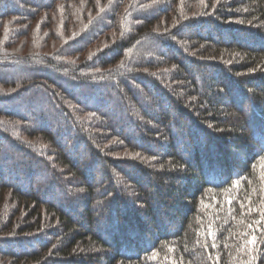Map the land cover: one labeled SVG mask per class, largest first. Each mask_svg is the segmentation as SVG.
<instances>
[{"label":"trees","instance_id":"trees-1","mask_svg":"<svg viewBox=\"0 0 264 264\" xmlns=\"http://www.w3.org/2000/svg\"><path fill=\"white\" fill-rule=\"evenodd\" d=\"M0 264H264V0H0Z\"/></svg>","mask_w":264,"mask_h":264},{"label":"rangeland","instance_id":"rangeland-1","mask_svg":"<svg viewBox=\"0 0 264 264\" xmlns=\"http://www.w3.org/2000/svg\"><path fill=\"white\" fill-rule=\"evenodd\" d=\"M50 114H51V113H50ZM53 114H54V113H53ZM53 114H52V116H49V115H48V117H47V122H50L51 124L53 123V125H57V124H56V121H54L53 118H56V120H57L58 118L56 117V115H53ZM58 123H59V124H62V122L60 121V119H58ZM59 124H58V125H59ZM82 149H83V148H82ZM80 151H81V150H80Z\"/></svg>","mask_w":264,"mask_h":264}]
</instances>
